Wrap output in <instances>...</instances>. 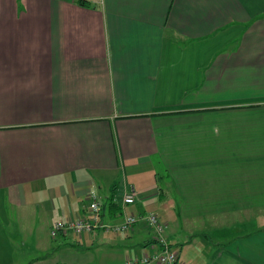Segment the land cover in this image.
Listing matches in <instances>:
<instances>
[{
	"label": "crops",
	"instance_id": "0c3cea01",
	"mask_svg": "<svg viewBox=\"0 0 264 264\" xmlns=\"http://www.w3.org/2000/svg\"><path fill=\"white\" fill-rule=\"evenodd\" d=\"M93 189L182 264H264V0H0V264L158 251L144 222L51 237Z\"/></svg>",
	"mask_w": 264,
	"mask_h": 264
},
{
	"label": "built area",
	"instance_id": "2783aa9c",
	"mask_svg": "<svg viewBox=\"0 0 264 264\" xmlns=\"http://www.w3.org/2000/svg\"><path fill=\"white\" fill-rule=\"evenodd\" d=\"M135 193L133 190L126 192L121 197V205L123 207L133 205L135 202ZM89 205L87 213L84 217L77 220L54 225L51 230V237H55L58 234H94L101 230L106 233L112 234H123L131 229L139 222H144L151 229L155 235V240L158 243V251L142 258L140 261L135 263L140 264H182L177 253L170 247L166 241L163 233L164 228L158 222V219L153 214H147L144 216H131L124 214L123 220L117 224H106L102 223L101 213V202L100 197L96 189L89 192Z\"/></svg>",
	"mask_w": 264,
	"mask_h": 264
},
{
	"label": "rangeland",
	"instance_id": "374dc122",
	"mask_svg": "<svg viewBox=\"0 0 264 264\" xmlns=\"http://www.w3.org/2000/svg\"><path fill=\"white\" fill-rule=\"evenodd\" d=\"M120 239H125V237H124V235H120ZM76 252V254H77V256L79 255V257L78 258H82L83 257V261L81 262V263H91L92 261L90 260V254L89 253H87V252H85V251H82V250H76L75 251ZM148 253H149V251H148ZM61 254L62 253H60V252H58L57 254H55V255H53V253H52V255H50L49 257H54L56 260H59L60 258H61ZM131 257H128V259H130ZM80 262H78V263H80ZM123 264H124V261H123Z\"/></svg>",
	"mask_w": 264,
	"mask_h": 264
},
{
	"label": "trees",
	"instance_id": "16d2710c",
	"mask_svg": "<svg viewBox=\"0 0 264 264\" xmlns=\"http://www.w3.org/2000/svg\"><path fill=\"white\" fill-rule=\"evenodd\" d=\"M81 2L83 3V1H81ZM115 207H116V205L115 204H112V200H110L109 203H107L105 206H103L102 211H105L106 210L108 212V209L111 210V209H114ZM104 215H105V213H104ZM114 216H116V215H113V217Z\"/></svg>",
	"mask_w": 264,
	"mask_h": 264
}]
</instances>
